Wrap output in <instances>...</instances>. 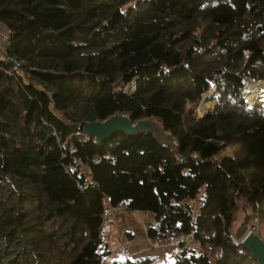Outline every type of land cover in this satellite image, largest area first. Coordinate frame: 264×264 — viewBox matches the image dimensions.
Returning a JSON list of instances; mask_svg holds the SVG:
<instances>
[{
	"label": "trees",
	"instance_id": "trees-1",
	"mask_svg": "<svg viewBox=\"0 0 264 264\" xmlns=\"http://www.w3.org/2000/svg\"><path fill=\"white\" fill-rule=\"evenodd\" d=\"M0 24V264H102L107 204L184 237L167 264H257L231 226L264 241V95L243 97L264 84V0H0ZM115 112L155 118L181 157L83 136Z\"/></svg>",
	"mask_w": 264,
	"mask_h": 264
},
{
	"label": "crops",
	"instance_id": "crops-1",
	"mask_svg": "<svg viewBox=\"0 0 264 264\" xmlns=\"http://www.w3.org/2000/svg\"><path fill=\"white\" fill-rule=\"evenodd\" d=\"M0 31L6 33V30H3L1 26ZM148 222L149 214L147 212L128 210L121 205L111 207V216L104 229H107L108 233H112L117 253L109 256L103 254L102 261H106L108 258L111 261L116 258V255H121L122 261L132 262L144 258L150 260L149 264H167L171 262L179 247L178 245L181 242L184 243V241L186 243V239L181 236L170 237L166 240L160 238L153 240L151 243L147 240ZM121 246H123V249L117 251Z\"/></svg>",
	"mask_w": 264,
	"mask_h": 264
},
{
	"label": "water",
	"instance_id": "water-1",
	"mask_svg": "<svg viewBox=\"0 0 264 264\" xmlns=\"http://www.w3.org/2000/svg\"><path fill=\"white\" fill-rule=\"evenodd\" d=\"M79 127L83 136L92 138L95 143H101L117 132L127 136L150 134L160 145L169 147L173 155L181 157L179 147L169 139L163 126L153 117L139 118L132 122L127 114L115 112L103 120L84 121ZM238 242L257 264H264V241L256 225L249 223Z\"/></svg>",
	"mask_w": 264,
	"mask_h": 264
},
{
	"label": "rangeland",
	"instance_id": "rangeland-1",
	"mask_svg": "<svg viewBox=\"0 0 264 264\" xmlns=\"http://www.w3.org/2000/svg\"><path fill=\"white\" fill-rule=\"evenodd\" d=\"M0 26L2 27L3 30H5V27L2 26L0 24ZM245 89L246 91L245 94H243V97L245 98L246 102H254V101H258L259 97L262 98V96L264 95V84L261 81H257L255 83H251L246 81L245 83ZM250 89V92H248ZM252 89V91H251ZM262 100V99H261ZM212 103L204 96V98H201V100L199 101V103L194 106V110L197 112V114H201L207 107H209ZM201 193H202V188H200L199 192L197 193L196 197L194 199L191 200H186L188 203L190 204H198L200 202V198H201ZM196 207H194L193 209H195ZM238 217L236 214V218L232 223L231 229H232V234L233 237L236 240H239L243 233L245 232V230L247 229L248 225H246L245 227L242 226H238ZM250 223L256 225V221L252 220ZM107 243V246H106ZM99 251L101 253H103L104 255L109 256L110 254L115 255L117 252L115 251L116 246H114L113 243V239H112V233H108L107 229H102L101 232V242L98 245ZM107 248V249H106ZM170 258V257H169ZM118 262L122 261L121 255H116L115 258ZM170 261V260H169ZM102 264H110V260L109 258L105 261H102ZM166 264V263H165Z\"/></svg>",
	"mask_w": 264,
	"mask_h": 264
},
{
	"label": "built area",
	"instance_id": "built-area-1",
	"mask_svg": "<svg viewBox=\"0 0 264 264\" xmlns=\"http://www.w3.org/2000/svg\"><path fill=\"white\" fill-rule=\"evenodd\" d=\"M7 45V33L0 31V52L2 53L4 51L5 46ZM262 82V81H261ZM134 88L133 82L130 81L126 84V90L127 92L132 91ZM245 89V88H244ZM206 93L202 94L201 97L204 98ZM80 132V131H79ZM78 131H75V134H79ZM149 214V222H148V229L152 231V235L147 237V240L149 242H153V240L158 239H168L170 238L171 231L166 227V224L162 223L159 217H156L154 213L150 212ZM111 216V206L106 205V207L102 210V221L101 226L103 228L106 227L108 224L109 218ZM123 249V246L117 249V251H120ZM134 264H141V259L134 260Z\"/></svg>",
	"mask_w": 264,
	"mask_h": 264
}]
</instances>
